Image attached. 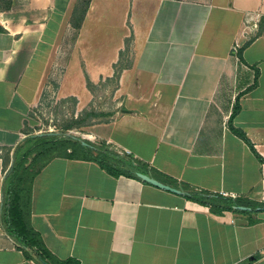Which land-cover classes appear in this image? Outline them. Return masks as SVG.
Returning <instances> with one entry per match:
<instances>
[{
    "label": "crops",
    "instance_id": "0c3cea01",
    "mask_svg": "<svg viewBox=\"0 0 264 264\" xmlns=\"http://www.w3.org/2000/svg\"><path fill=\"white\" fill-rule=\"evenodd\" d=\"M47 83L95 105L87 139L112 163L182 191L96 149L33 157L21 205L58 264H264V0H0V264H42L8 231L4 186Z\"/></svg>",
    "mask_w": 264,
    "mask_h": 264
},
{
    "label": "trees",
    "instance_id": "16d2710c",
    "mask_svg": "<svg viewBox=\"0 0 264 264\" xmlns=\"http://www.w3.org/2000/svg\"><path fill=\"white\" fill-rule=\"evenodd\" d=\"M97 116L96 113L91 114ZM82 120L76 121L80 124ZM75 123V124H76ZM240 133V132H239ZM240 135L244 136L241 132ZM84 140L74 138V136H63L58 137L56 134H42V135H31L27 142L30 144L31 148L28 149L25 154L17 151L15 153L16 161L14 166L10 169V173L7 181H5L4 193V218L8 228V231L13 235L19 243L29 249L30 253L33 252V255L36 259L42 264H58L51 254L45 249L41 238L39 235L30 228V225L27 223L24 216V210L21 205L22 193L20 192L25 181L26 175L22 174L19 176L20 171L27 172L30 167H25V160L28 159L29 155L36 152L34 159L35 162H40L45 159L50 158L51 156L62 155L67 153L68 149L73 148V152L76 149L83 148L86 151H91L99 149L94 146H91L89 141H84L86 144H83ZM67 142L72 143L68 145ZM78 146V147H76ZM24 156V157H22ZM116 157L108 151L102 150L99 151L98 155L95 157L96 161H99L103 166H105L109 171L113 172L115 175H120L125 173L129 176L137 177L136 173L139 171V167L132 161H122L121 163L127 166L126 169L119 167L118 161L112 163V157ZM115 159V158H114ZM19 176V180L16 179ZM185 194L191 199L203 203L213 209L214 212L222 213L226 210H238L242 211L243 207H254L252 202L244 200L242 198L226 197L223 195L209 194L206 192H198L191 190L189 188L185 189ZM65 264H79L76 261L66 262Z\"/></svg>",
    "mask_w": 264,
    "mask_h": 264
},
{
    "label": "rangeland",
    "instance_id": "374dc122",
    "mask_svg": "<svg viewBox=\"0 0 264 264\" xmlns=\"http://www.w3.org/2000/svg\"><path fill=\"white\" fill-rule=\"evenodd\" d=\"M57 84L47 83L40 95L37 103L31 107L29 112V123L27 129L31 134L34 133H54L58 137L70 134L81 140H88L87 137L93 138L94 125H97V116L94 106L88 110L78 111L77 102L74 99H63L57 92ZM81 121L80 124L76 121ZM76 123V124H75ZM91 141L95 146H101L96 139ZM89 141V140H88ZM68 145L72 143L67 142ZM104 146V147H103ZM103 148L110 150L108 145L103 144ZM78 147V146H76ZM79 148V147H78ZM36 152L31 154L27 159L28 166L35 168L32 159Z\"/></svg>",
    "mask_w": 264,
    "mask_h": 264
},
{
    "label": "water",
    "instance_id": "95a60500",
    "mask_svg": "<svg viewBox=\"0 0 264 264\" xmlns=\"http://www.w3.org/2000/svg\"><path fill=\"white\" fill-rule=\"evenodd\" d=\"M43 133H37V135H42ZM46 134H54V133H46ZM67 136H71L70 134H66ZM83 144H86L84 141H83ZM14 165V160H12V163H11V167H13ZM136 175L142 179L143 181L147 182V183H150L152 185H155L159 188H162V189H165V190H169L171 192H174V193H178V194H181L182 191L177 189V188H173L171 186H168L158 180H156L155 178H152L150 175H147L145 173H142V172H137ZM243 209H248L246 207H243Z\"/></svg>",
    "mask_w": 264,
    "mask_h": 264
},
{
    "label": "built area",
    "instance_id": "2783aa9c",
    "mask_svg": "<svg viewBox=\"0 0 264 264\" xmlns=\"http://www.w3.org/2000/svg\"><path fill=\"white\" fill-rule=\"evenodd\" d=\"M235 50H237L236 48H235ZM225 195V194H224Z\"/></svg>",
    "mask_w": 264,
    "mask_h": 264
}]
</instances>
